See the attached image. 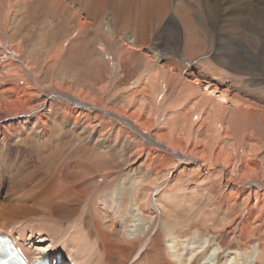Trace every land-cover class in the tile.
I'll return each instance as SVG.
<instances>
[{
	"label": "bare ground",
	"instance_id": "obj_1",
	"mask_svg": "<svg viewBox=\"0 0 264 264\" xmlns=\"http://www.w3.org/2000/svg\"><path fill=\"white\" fill-rule=\"evenodd\" d=\"M118 1L117 11L107 12L85 39V23L72 31L42 29L55 15L46 2L0 0V194L8 199L31 178L45 180L30 199L45 221L18 234L19 223H0V234L13 238L31 261H56L61 254L62 262L74 264H240L241 258L252 264L253 257L264 264V107L232 89L220 91L218 69L204 58L193 60L205 50L187 12L192 6H175L187 26L184 60L163 68L166 54L135 52L137 39L125 37L130 48L124 53L118 47L129 0ZM141 1L131 13L141 22L169 8V0H149L148 8ZM236 1L256 16L257 30L250 31L264 34L259 4ZM108 2L114 0L88 5L102 9ZM103 26L111 36L101 33ZM232 42L219 64L254 77L262 67ZM246 42L255 46L253 39ZM194 63L206 72H194ZM66 141L74 152L89 151L81 159L89 163L60 158ZM11 146L37 154V160L28 158L32 169L10 167ZM99 160L107 167L96 166ZM163 179L171 203L165 213L150 200L159 193L150 187L163 186ZM3 207L0 222L7 219ZM52 217L58 222L48 229Z\"/></svg>",
	"mask_w": 264,
	"mask_h": 264
},
{
	"label": "rangeland",
	"instance_id": "obj_2",
	"mask_svg": "<svg viewBox=\"0 0 264 264\" xmlns=\"http://www.w3.org/2000/svg\"><path fill=\"white\" fill-rule=\"evenodd\" d=\"M32 1L33 3L34 2L40 3V1H42V3L44 4L46 2L45 5L47 7L50 5V7L54 8L53 14L55 15L49 22L51 23V25L40 26L43 27L42 29L45 30L50 29L52 32H54L57 31V29H60V27L61 28L67 27L68 31H72L74 29H77L81 24L85 23L87 26L85 29L87 31L84 32L83 34V38L85 39H89L93 35L92 33L93 29L96 26H98L97 25L98 22L105 16L107 12L111 11L113 13V11H117V4L115 0L113 3L111 2L106 3L104 8L102 9H100L99 8L100 6L97 5L96 6L93 4L88 5V2L91 3L93 2V0L91 1L90 0H32ZM121 2L123 1L119 0L117 3L121 6L125 4L123 7L127 9H125L124 11V18L128 17L127 19L129 20V22L126 24V29H121L120 33L122 34L117 35L118 36L117 44L118 47L121 46V48L123 49V53L125 52L126 49L130 48L129 46L130 44L127 41L128 39L125 38V37H129V39H137L139 45L141 46L138 47V49L132 48L134 49L135 52H138L139 49H141L142 52H147L148 50H150L155 52L161 51L162 53H165L166 59L160 62V65L163 68H166L170 63V61L172 60L177 61L178 63H180L181 61L183 62L184 57H183L182 45L185 39L184 35L186 36L187 34V29H186L187 26H185L186 23H183L181 19L180 11H178L175 8V6L180 2L182 3L183 6H186L188 4L192 6L191 8L193 10L191 9L188 10L187 12L190 13L192 23H195L196 35L199 36L201 39L203 38L202 40L204 45L202 46L203 49L205 50L204 51L205 53L204 52H202L203 54L201 53L202 57L195 56L193 57V60H197L198 58H204L206 59V61H208L210 64L214 65L218 69L219 73L221 74V77L214 78V83L215 85L216 83L220 85V86L216 85L220 87V91H226L227 89H232L233 95H238L246 102H248L250 105L255 104V105H259L260 107H264V34H261L259 32L260 28L257 31L258 33L257 32L252 33L250 31L251 28H253V26L254 27L256 26V22H257L256 16L253 14V12H250L251 9H249L248 11H241L238 7V3L236 0H169V8H167L164 14L151 15L152 18L150 16L149 19H144L141 22L137 18L134 19V16L131 15V13L135 14V10L133 9L135 2L142 5V1L138 2V0H133V2H131L129 0L124 4ZM225 2L227 3L224 4ZM249 2L254 7L259 4V9L262 8L264 10L263 8L264 0H250ZM145 3L144 4L147 6V8L151 5L149 0H147ZM91 6H93V8ZM194 9L198 10V16H196V13H194ZM157 16L159 19L157 18ZM106 24L109 25L110 28H112L111 22H109V20L106 21ZM118 25L119 27L117 28V30L120 28L121 24ZM256 27L255 30H257ZM99 30L101 31L102 34H105L106 36H111L108 30V26H103V28L102 29L99 28ZM250 39H253L255 43L254 47H250L246 44L247 43L246 41ZM231 40H233L232 44L237 43L242 48L247 49L250 52L251 56L255 59V61L260 65V67H262V69L260 68L258 71H256L257 74L254 75V77L237 73L236 71L230 70L228 67L219 64L220 63L219 57L220 56L223 57L224 54L222 51L226 48L227 43L231 42ZM118 47H115L114 49L115 53L119 51ZM148 56L150 59L151 57H153L152 54H148ZM195 64L196 63H194V65ZM205 68L206 66L204 67V65L196 64V66L193 69H196V71L194 72L205 73L206 72ZM181 71L183 72L182 69ZM124 79L128 80L129 77L126 76L124 77ZM216 79L217 81H215ZM203 91L204 93H206V90ZM72 148H74V146L70 145L68 141H66V143L63 144L62 146V150H60L59 151L60 153L58 152L57 155L60 158H62L63 156L72 155L75 156L81 162V164L89 163L85 161L82 162L83 160L82 156H85V154H89L90 153L89 151L85 152V150L84 151L78 150L76 151L77 152L76 153L74 152V150H72ZM29 154L30 152L28 150L26 151L23 148L20 150L18 147L11 146L8 151V155L6 156V159L7 162L11 164L10 167L12 168L14 167L22 168L23 166H26V168L30 167L32 169L33 165L35 164L32 162L29 163L28 160L30 159V157H33L35 160H37V154L35 153L32 156H29ZM96 166L104 168L107 167V163L105 161L99 160L96 163ZM124 173L125 172H123L122 174ZM125 174H126V178H129L128 180L133 181V179L135 178L133 174H127V173ZM6 176L8 177V175ZM122 177L124 178L125 176ZM41 178H42L41 175L35 178H31L30 179L31 183H26L22 185V187L20 186L19 188H16L17 194L12 197H9L8 199H6V193L0 194V213L2 211L1 208L3 209L4 208L3 205H4L6 206L4 215L5 214L7 215V219L2 220L0 223L4 225L19 223L17 224L18 228H16V230H18V232H16V234H18L19 231H22L23 228L25 227L28 230V232H30L31 231L30 229L38 227L41 221H45L44 219L45 216H43L44 215L43 210L40 209L38 206L32 207L34 202L30 200L33 196L32 192L34 193L37 192L39 188H42L45 185V180H42ZM166 178L167 177H165L164 179ZM163 180H162L163 186L157 183L156 185L150 187L151 189L153 188V190L159 191L157 195H155L154 193L153 196H155V198L150 197V200L152 201L153 199H156L158 209L162 213H165V209L169 205H171V203L170 200L168 199L169 194L167 193L165 180L164 181ZM151 192L152 191L148 193L151 195ZM118 196L120 197L121 195L118 194L117 197ZM24 197L26 200H23ZM20 198L22 199V201ZM26 203L28 205L27 207L29 206L31 207L26 208ZM7 204L12 205L10 207L13 208H8ZM18 204H20L19 208L17 207L19 206ZM23 204L25 205L22 206ZM49 209H51V207ZM151 212H154V210H152ZM167 212L168 210H166V213ZM150 213H148L147 217L155 220V216L157 215H151ZM53 218L54 217H52L50 221L46 222L47 223L45 224L46 228L50 229L52 227L50 222H58L57 219L55 218L53 219ZM41 225L43 226V224ZM141 225L142 224L138 223L139 227H141ZM66 226L73 227L74 224L69 223ZM29 234L30 233H28V235ZM39 236L40 235L35 236L36 239L34 242L40 239ZM218 252H219L218 249H214L213 251L215 255H218ZM68 261L64 260L62 264H68ZM254 261L255 258L253 257L252 264H254ZM243 262H244L243 258H241L240 264H243Z\"/></svg>",
	"mask_w": 264,
	"mask_h": 264
}]
</instances>
